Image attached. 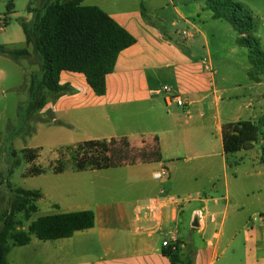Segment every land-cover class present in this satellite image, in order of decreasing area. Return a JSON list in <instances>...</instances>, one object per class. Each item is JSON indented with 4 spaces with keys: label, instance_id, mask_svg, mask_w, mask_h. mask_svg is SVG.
Listing matches in <instances>:
<instances>
[{
    "label": "crops",
    "instance_id": "1",
    "mask_svg": "<svg viewBox=\"0 0 264 264\" xmlns=\"http://www.w3.org/2000/svg\"><path fill=\"white\" fill-rule=\"evenodd\" d=\"M57 1L64 0H26V15H21L14 0H0V46L27 49L31 54L19 61L0 55V91L27 96L17 107L21 121L34 118L25 113L31 78L41 79L42 73L41 61L27 45L19 21H32L29 6L39 9ZM82 5L103 10L135 44L118 56L114 72L106 78L104 96L95 95L83 75L63 72L60 84L71 91L48 95L46 105L35 113L42 120L35 132L55 129L70 138L67 147L90 140L126 139L140 149L156 141L161 161L102 171L69 169L62 174L53 172L54 163L50 169L40 168L45 173L29 177L73 176L66 178L70 185L65 198L61 190L38 191L42 194L38 212L40 202L52 211L37 219L33 214L24 231L40 218L78 212H92L94 227L57 240L33 236L29 244L11 247L7 264H173L162 253L163 242L171 235L178 239L182 261L191 248L193 264H264V212H259L258 221L240 226L243 206L236 201L230 204V186L239 169L231 175V168L242 154L261 149L255 144L236 154L232 166L223 150L224 125L256 122L264 116V81L249 78V53L237 45L236 32L229 23L213 18L207 0H82ZM258 24L256 36L264 51V19ZM165 86L184 100V108L167 103ZM260 159L261 154L257 157L261 164ZM180 161L188 168H180ZM162 169L169 178L157 180L155 175ZM181 170L191 184L207 174V192L220 193L222 184L225 195L210 200L201 198L203 191L181 195L189 184L180 177ZM153 200L161 202L157 218L149 211ZM193 202L202 208H192L189 219H184ZM230 210L233 223L226 228L218 216L224 213L227 218ZM241 240L247 247L245 262H219L227 251L238 253Z\"/></svg>",
    "mask_w": 264,
    "mask_h": 264
},
{
    "label": "trees",
    "instance_id": "2",
    "mask_svg": "<svg viewBox=\"0 0 264 264\" xmlns=\"http://www.w3.org/2000/svg\"><path fill=\"white\" fill-rule=\"evenodd\" d=\"M215 20L231 25L237 34L236 43L248 51L249 78L257 83L264 81V51L256 36L259 24L244 4L235 0H207ZM33 14L31 22L20 20L27 45L41 61V79L33 75L30 85L28 116L46 105L49 94L67 93L71 89L60 84L63 72L83 75L95 95L106 94V78L114 72L117 58L122 51L133 46L135 39L103 10L95 6H83L82 0H64L46 3L42 8H27ZM10 12V7L7 8ZM0 55L19 61L31 54L27 49L11 50L0 46ZM223 150L230 166L236 154L249 151L261 138L264 141V117L256 122L239 121L222 128ZM158 145V144H157ZM26 150L30 164L38 153ZM156 152V151H155ZM52 170L62 174L69 169L76 172L102 171L137 163H159V147L155 157L131 146L126 139L90 140L62 148ZM141 160V161H140ZM140 161V162H139ZM261 164L264 166V145L261 147ZM44 170L33 167L29 176H38ZM14 200L5 213L4 227L0 232V264H7L11 247L24 246L33 236L42 241L69 238L75 232L94 227L92 212L69 213L38 219L28 231L17 230L15 215L22 214L29 220L38 212L37 203L42 199L38 191L14 190ZM11 240L12 244L8 245ZM190 248V247H189ZM180 247L163 248L162 253L173 264H193V259H180Z\"/></svg>",
    "mask_w": 264,
    "mask_h": 264
},
{
    "label": "rangeland",
    "instance_id": "3",
    "mask_svg": "<svg viewBox=\"0 0 264 264\" xmlns=\"http://www.w3.org/2000/svg\"><path fill=\"white\" fill-rule=\"evenodd\" d=\"M14 1L15 2L13 3L16 6L15 11L19 12L21 15H26V0ZM244 1H247V3L251 5L249 7H252V10L247 5L246 6L251 11H255V15H253L255 16L257 22L260 23L264 19V0ZM5 13L6 8L3 14ZM10 22L13 23L14 20ZM26 98L27 96L24 93L5 92L3 95L0 91V232L4 227L3 216L5 213H8L11 203L14 200L15 189L21 188L24 190L35 191L42 189L47 193L61 190V192H63L61 197L65 198L67 195L64 193V191L67 189L66 187L70 185V180L66 178L67 176H73L70 175L71 173H69V175H64L63 177L53 174H49L46 177H29L28 173L33 167L38 169H50L52 164L55 162L54 160L59 158L58 152L62 148L67 147L66 145H69L71 140L70 138H65L64 135H60L55 129L54 131L53 129L44 128L41 129L39 133L35 132L37 126L42 121L35 117V113L33 114L34 118L32 117L27 119V117H25V120H19L17 116V107L19 102H22ZM46 121L49 120L47 119ZM263 145L264 141L261 138L256 146L261 149ZM36 148L39 149L34 151ZM157 148L158 145L155 141L151 144L144 145L142 148H140V150H143L144 153L155 157ZM30 149H34L32 152L38 153V158L36 160L37 162L35 161L38 163L37 165L32 163L31 166V164L28 162L26 150ZM260 154L261 150L242 154V160H240V158L237 159V166H233L230 171V174L234 175L237 168H239L237 172L238 178L237 180L233 181V184L230 186V204L232 206L236 202H239L240 205L243 206V210L240 212V226L245 224L248 225V223L252 222V219H256L258 221L259 212H264V166L261 165L257 160V157ZM192 163L193 160H191L190 164ZM178 165L183 169L188 168L182 167L185 166L184 161H180ZM185 172V170H181L180 177H182V180H185L187 183L188 179L183 177ZM74 176L76 177V175ZM198 182L199 183L196 184H191V182H188L189 184L181 189V195H195L198 191H203L204 193L201 194V198L208 200L212 198H220L225 195V189L222 184V191L220 193L215 194L213 192H207L210 191L209 187H207L209 185L207 174H201ZM221 203L225 205V201H222ZM39 205L40 210L33 216L34 219L43 216L48 211H52V208L47 207L45 202H40ZM192 208L200 209L202 208V205L197 202H193L192 207L183 216L184 219L190 216ZM220 208L223 209L222 206ZM225 215L226 214L224 213L219 214L218 219L220 222L223 220L227 228L233 223L234 213L230 210L227 218H225ZM13 221L18 225L17 230L19 231L24 230V228L28 226L29 220H27L24 215L19 214L15 215ZM240 243L242 249H240L238 253L233 255L231 250L227 251L223 255L221 254L222 257L219 262H245L244 248L246 249L247 247H243L244 240H241ZM11 244L12 241L9 240L8 245ZM186 252L187 258L191 259L193 256L192 249L190 248Z\"/></svg>",
    "mask_w": 264,
    "mask_h": 264
},
{
    "label": "built area",
    "instance_id": "4",
    "mask_svg": "<svg viewBox=\"0 0 264 264\" xmlns=\"http://www.w3.org/2000/svg\"><path fill=\"white\" fill-rule=\"evenodd\" d=\"M162 92L166 95V101L168 104L176 103L177 106L181 108H184L186 106L184 100L181 99L179 96H176L170 87L168 86L163 87ZM155 178L157 180L168 179L169 172L166 169H162L160 170L159 173L155 175ZM149 211L154 218H157L161 212V202L159 200H153L152 203L150 204ZM177 245H178V239L174 235L169 236L163 242V248L173 249L176 248Z\"/></svg>",
    "mask_w": 264,
    "mask_h": 264
},
{
    "label": "water",
    "instance_id": "5",
    "mask_svg": "<svg viewBox=\"0 0 264 264\" xmlns=\"http://www.w3.org/2000/svg\"><path fill=\"white\" fill-rule=\"evenodd\" d=\"M187 242H190V237L188 238Z\"/></svg>",
    "mask_w": 264,
    "mask_h": 264
}]
</instances>
